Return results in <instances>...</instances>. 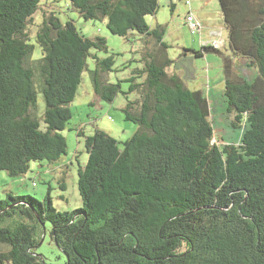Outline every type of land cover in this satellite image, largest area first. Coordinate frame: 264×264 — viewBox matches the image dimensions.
<instances>
[{
	"label": "trees",
	"instance_id": "trees-1",
	"mask_svg": "<svg viewBox=\"0 0 264 264\" xmlns=\"http://www.w3.org/2000/svg\"><path fill=\"white\" fill-rule=\"evenodd\" d=\"M44 1L0 0V171L21 177L32 162L63 159L62 131L85 70L101 99L138 93L122 111L139 129L126 140L99 128L86 137L78 209L59 211L51 189L44 200L10 191L0 198V264H50L38 252L47 224L64 264H264V0H219L232 54L184 49L223 57L227 111L243 128L238 144L225 145L205 92L168 72L166 27L148 22L159 0H67L85 21L125 39L142 35V68L117 82L105 79L117 71L116 54L97 52H109L106 38L63 22L60 0L30 36ZM237 55L257 68L252 81L235 74Z\"/></svg>",
	"mask_w": 264,
	"mask_h": 264
},
{
	"label": "rangeland",
	"instance_id": "rangeland-1",
	"mask_svg": "<svg viewBox=\"0 0 264 264\" xmlns=\"http://www.w3.org/2000/svg\"><path fill=\"white\" fill-rule=\"evenodd\" d=\"M187 0H159L160 9L154 16L148 17L152 28L157 24L166 27L165 40L169 44L167 53L174 61L168 68L169 73H178L186 85L193 90L201 89L205 92L211 109V121L215 136L219 144H238L243 128H236L232 124L233 114L227 111V102L224 95L225 73L223 57L215 53H207L204 56H195L189 52L184 55V49L200 50L201 46L211 39L210 31L222 29L224 38L228 40V30L219 0H191V7ZM55 2L46 0L34 16V23L29 25V34L34 37L38 25L45 15L55 9ZM56 14L63 22L73 21L76 26L89 37L102 35L106 38L109 52L97 51L101 58L115 53L116 70L107 73L105 79L117 82L131 76L135 67L142 68L143 63L138 62L137 51L143 42L142 35L135 33V37L125 39L111 33L100 22L85 21L79 12L70 9L67 0L57 3ZM190 8L198 9L197 16L200 18L201 32L193 34L186 16ZM149 46H153L151 42ZM223 51L232 54L226 47ZM40 48L37 46L35 56H40ZM136 59L132 62L133 59ZM90 68H95V61L89 59ZM233 70L235 74L252 81L258 74L257 68L248 66V58L233 56ZM140 79V78H139ZM129 83L123 84V89L128 90ZM128 96V97H127ZM137 92L130 95L119 93L114 101L109 102L101 99L94 90L89 70L83 72L81 84L73 102L70 104L72 118L62 133L67 138L68 149L61 161L49 163L37 161L31 163V169L21 177H13L6 171H0V198H5L8 191L18 195H31L39 200H44L51 189L54 206L59 211H73L82 207V199L78 189V167L84 165L88 159L85 139L92 135L97 128L106 131L118 140L130 138L139 129V125L129 121L122 111L128 104V98L135 100ZM42 103V96L39 97ZM82 132V134H79ZM61 181H65L67 187L62 190ZM42 245L38 252L42 254L50 264H64L66 256L63 251L52 241L50 236V224Z\"/></svg>",
	"mask_w": 264,
	"mask_h": 264
},
{
	"label": "crops",
	"instance_id": "crops-1",
	"mask_svg": "<svg viewBox=\"0 0 264 264\" xmlns=\"http://www.w3.org/2000/svg\"><path fill=\"white\" fill-rule=\"evenodd\" d=\"M188 1H189L190 3L187 4V5L191 7V5H192V1H191V0H188ZM197 12H198V9L194 10V9L190 8V10L188 11V14H187V15H189V14H194V16L196 17V19L199 20L200 18L197 16ZM186 17H187V16H186ZM199 21H200V20H199ZM186 22H187V20H186ZM200 22H201V21H200ZM202 28H204L203 24H202ZM222 29H224V28L213 29V30H211V31H210V33H211V39L207 40L204 44H205V45H213V42H214V41H217L218 44H219V47H218V48L221 49V51H222L223 53H225V52L223 51V48L226 47V45H227V50H228L229 53H230L231 51H230V49H229V47H228V40H226V39L224 38V32H223ZM201 31H203V30H201ZM225 54H227V53H225ZM227 55H230V54H227Z\"/></svg>",
	"mask_w": 264,
	"mask_h": 264
},
{
	"label": "built area",
	"instance_id": "built-area-1",
	"mask_svg": "<svg viewBox=\"0 0 264 264\" xmlns=\"http://www.w3.org/2000/svg\"><path fill=\"white\" fill-rule=\"evenodd\" d=\"M186 3L189 4L190 2L187 0ZM186 20L193 34H196L197 32H201L202 24L198 19H196V17L193 14H189ZM213 46L218 48L219 47L218 42L214 41Z\"/></svg>",
	"mask_w": 264,
	"mask_h": 264
},
{
	"label": "clouds",
	"instance_id": "clouds-1",
	"mask_svg": "<svg viewBox=\"0 0 264 264\" xmlns=\"http://www.w3.org/2000/svg\"><path fill=\"white\" fill-rule=\"evenodd\" d=\"M205 45V44H204Z\"/></svg>",
	"mask_w": 264,
	"mask_h": 264
}]
</instances>
